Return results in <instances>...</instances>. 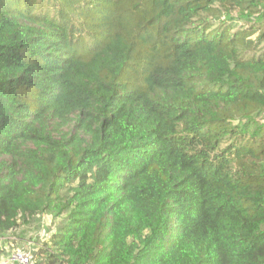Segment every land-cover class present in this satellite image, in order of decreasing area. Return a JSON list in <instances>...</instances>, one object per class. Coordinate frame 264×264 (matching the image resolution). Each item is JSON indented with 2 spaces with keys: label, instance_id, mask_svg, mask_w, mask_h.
Instances as JSON below:
<instances>
[{
  "label": "trees",
  "instance_id": "1",
  "mask_svg": "<svg viewBox=\"0 0 264 264\" xmlns=\"http://www.w3.org/2000/svg\"><path fill=\"white\" fill-rule=\"evenodd\" d=\"M44 214L34 264H264V0H0V260Z\"/></svg>",
  "mask_w": 264,
  "mask_h": 264
},
{
  "label": "rangeland",
  "instance_id": "2",
  "mask_svg": "<svg viewBox=\"0 0 264 264\" xmlns=\"http://www.w3.org/2000/svg\"><path fill=\"white\" fill-rule=\"evenodd\" d=\"M60 219L53 220L51 215L44 214L34 221L33 224L22 225L15 232H11L8 236L11 240L8 245L11 256L18 251H29L31 254V264H34V253L44 242L49 240L50 235L57 229ZM0 260V264H6L5 260Z\"/></svg>",
  "mask_w": 264,
  "mask_h": 264
},
{
  "label": "built area",
  "instance_id": "3",
  "mask_svg": "<svg viewBox=\"0 0 264 264\" xmlns=\"http://www.w3.org/2000/svg\"><path fill=\"white\" fill-rule=\"evenodd\" d=\"M31 254L29 251H18L5 260L6 264H31Z\"/></svg>",
  "mask_w": 264,
  "mask_h": 264
}]
</instances>
